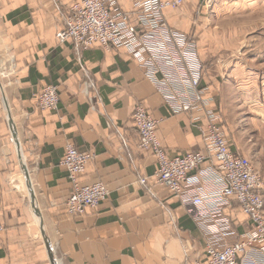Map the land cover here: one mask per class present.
<instances>
[{
	"label": "crops",
	"instance_id": "1",
	"mask_svg": "<svg viewBox=\"0 0 264 264\" xmlns=\"http://www.w3.org/2000/svg\"><path fill=\"white\" fill-rule=\"evenodd\" d=\"M73 1L0 0V219L6 229L0 237V264H50L7 117L13 122L57 264H192L204 259L207 245L222 249L241 241L251 224L236 203L229 201L223 208L232 234L213 237L176 196L156 184L155 158L137 149L132 121L137 103L162 119L157 137L169 157L206 152L205 120L194 111L173 114L125 51L105 52L98 47L75 51L71 41L57 43L55 32ZM190 1L181 10H166L165 23L196 43L202 65L201 97L219 115L230 151L242 156L228 115L233 112H228L227 95L234 96L230 105L254 112V127L255 121L263 127L264 72L241 57L222 64L220 40L215 35L190 33L188 14L198 5L211 12L228 6L264 13V0ZM117 3L134 21L130 1ZM8 66H15V72L3 77L1 72ZM85 83L91 87L84 91ZM46 86L57 88L56 111H42L34 105ZM67 144L93 155L79 182L100 181L108 190L106 200L82 217L68 215L63 206L71 193L67 173L59 165ZM204 166L214 168V160L209 158ZM142 179L144 185L139 183ZM213 224L210 220L212 231ZM251 258L254 264H264V244L254 248Z\"/></svg>",
	"mask_w": 264,
	"mask_h": 264
},
{
	"label": "built area",
	"instance_id": "2",
	"mask_svg": "<svg viewBox=\"0 0 264 264\" xmlns=\"http://www.w3.org/2000/svg\"><path fill=\"white\" fill-rule=\"evenodd\" d=\"M129 1L134 21L120 9L117 0H74L55 32V39L59 44L71 41L75 51L93 47L105 52L125 51L144 70L173 114L194 111L205 120L206 152L169 157L157 137L162 119L153 117L142 103H137L132 113L138 134L137 149L155 158L156 184L176 196L189 215L213 237L232 234L223 215L229 201L236 203L250 221L251 229L241 241L222 249L207 245L204 259L192 264H254L251 254L256 246L264 244V182L245 157L230 151L219 115L209 110V100L201 97L202 65L195 44L165 23L164 12L179 9L187 0ZM14 68L8 66L1 75L14 74ZM90 87L85 83L84 91ZM58 104L55 86H46L34 99L35 107L42 111H56ZM209 158L214 160V168L204 166ZM92 160L93 155L81 153L71 144L64 148L59 165L71 185V193L63 203L70 216L82 217L87 209L98 208L108 196L106 185L100 181L79 182ZM145 182L139 181L142 185ZM210 220L214 222V231L210 230ZM5 231L0 219V237Z\"/></svg>",
	"mask_w": 264,
	"mask_h": 264
},
{
	"label": "rangeland",
	"instance_id": "3",
	"mask_svg": "<svg viewBox=\"0 0 264 264\" xmlns=\"http://www.w3.org/2000/svg\"><path fill=\"white\" fill-rule=\"evenodd\" d=\"M182 7L179 9L181 10ZM191 12L188 14L190 18L192 17L190 33L215 35L220 40L217 44L219 52L222 53V64L225 61H230L234 56L241 57L243 61L248 62V65L264 72V13L261 11L252 13L245 9H229L228 6L211 12L199 5L196 10L193 8ZM182 13L184 14V12ZM187 39L189 42H194L189 37ZM194 44L196 45L195 42ZM233 97L231 94L227 95L226 106L229 104L228 112H233L232 115L228 114L230 117L228 118L234 122V135H237L243 152L242 156L253 164L254 170L259 176L261 175L264 182V126L262 127L256 121L255 127L251 124L254 112L245 107L241 108L240 105L237 108L230 105V103H234ZM247 121L250 124L247 125Z\"/></svg>",
	"mask_w": 264,
	"mask_h": 264
},
{
	"label": "water",
	"instance_id": "4",
	"mask_svg": "<svg viewBox=\"0 0 264 264\" xmlns=\"http://www.w3.org/2000/svg\"><path fill=\"white\" fill-rule=\"evenodd\" d=\"M7 124L9 126V129H10V132H11V135H12V139H13L14 145L16 147V153H17L19 166H20V169L22 171L23 177H24V179L26 181V186H27V190H28L30 205H31V208L33 210V213H34L35 217L38 220L39 229H40L41 236H42V239H43V243H44L47 255H48V259L50 261V264H57L56 259L54 258V253H53L51 244L48 241L47 237L45 236L40 213H39L38 209L36 208L35 198H34V195H33L32 188L30 187V183H29V177H28L27 168H26V165H25L22 153H21V149L19 147V143H18V141H17V139L15 137V133L13 131V122L10 119V117H7Z\"/></svg>",
	"mask_w": 264,
	"mask_h": 264
}]
</instances>
